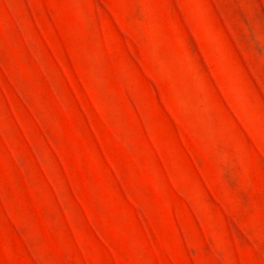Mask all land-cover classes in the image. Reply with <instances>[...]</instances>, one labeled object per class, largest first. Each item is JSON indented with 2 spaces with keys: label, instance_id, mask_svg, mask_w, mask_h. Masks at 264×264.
<instances>
[{
  "label": "rangeland",
  "instance_id": "1",
  "mask_svg": "<svg viewBox=\"0 0 264 264\" xmlns=\"http://www.w3.org/2000/svg\"><path fill=\"white\" fill-rule=\"evenodd\" d=\"M0 264H264V0H0Z\"/></svg>",
  "mask_w": 264,
  "mask_h": 264
}]
</instances>
